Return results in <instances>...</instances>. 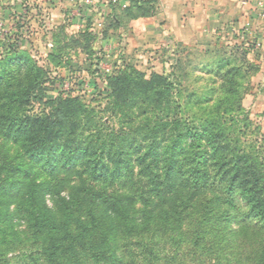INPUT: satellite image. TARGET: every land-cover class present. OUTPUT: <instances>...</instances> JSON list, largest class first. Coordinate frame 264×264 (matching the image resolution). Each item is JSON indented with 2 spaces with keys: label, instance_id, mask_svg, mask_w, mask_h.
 Instances as JSON below:
<instances>
[{
  "label": "trees",
  "instance_id": "1",
  "mask_svg": "<svg viewBox=\"0 0 264 264\" xmlns=\"http://www.w3.org/2000/svg\"><path fill=\"white\" fill-rule=\"evenodd\" d=\"M125 4L122 8L110 1L107 21L114 24L110 30L125 28L124 18L130 23L158 12L155 0ZM219 51L209 57L214 60L210 67H217V75L226 79L218 89L226 92L230 87L236 93L234 99L223 94L218 105L227 107L224 114L235 105L245 113L243 120L236 119L239 125L244 123L236 137L228 135L227 119L218 113L193 120L180 113L169 116L164 105L169 103L171 85L158 75L150 81L136 78L134 72L112 78L105 104L97 112L71 97L45 102L48 88L41 84L28 87L20 105L1 100L0 220L8 184L30 172V159L48 155L50 164L82 171L70 196L58 199L57 212L46 205L44 195L56 193L60 184L39 189L33 173L22 183L29 187L21 209L26 210L32 238L42 241L39 253L46 264H83L85 257L94 264H113L117 258L127 259L124 264H158L153 237H147L160 208L167 209L159 218L173 227L174 246L179 242L175 264H264V135L255 142L243 140L251 131L243 106L245 84L259 67L247 60L250 47ZM226 67L229 70L222 74ZM242 77L247 79L240 84ZM156 83L166 90L152 92ZM35 93L43 106L38 112ZM164 138H170L166 147ZM187 140L190 145L182 150L183 159L174 171L171 161ZM166 154L169 158L161 162ZM121 157L129 158L130 164ZM137 203L144 207L141 220L131 216ZM108 218L124 224L113 244L105 227ZM249 231L260 241L240 240L247 239ZM5 257L0 251V264H7Z\"/></svg>",
  "mask_w": 264,
  "mask_h": 264
},
{
  "label": "rangeland",
  "instance_id": "2",
  "mask_svg": "<svg viewBox=\"0 0 264 264\" xmlns=\"http://www.w3.org/2000/svg\"><path fill=\"white\" fill-rule=\"evenodd\" d=\"M74 4L72 0H0V101L16 100L20 105L28 94L26 89L41 84L43 88H48L45 102L55 101L59 97H71L79 99L83 105L96 107L97 112L99 106L105 104L112 78L134 72L138 74L136 78L150 81L153 75H158L171 85V89H168L169 103L164 105L169 116L179 117L180 113L181 118L193 120L197 116L205 118L218 113L227 119L225 128L229 130L228 135L237 136L239 126L244 124L242 122L239 125L237 120H243L245 113H239L237 105L235 109L228 106V111L223 113L226 106L218 105L219 98L225 94V98L234 99L236 92L230 87L226 92L218 89L226 79L220 74L217 75V67H210L209 64L214 60L209 57L214 56L216 50L222 52L223 49L234 46L245 50L250 47L247 60L256 64L261 71L260 65L255 62L260 57L256 39H243L240 28L233 25L231 28L222 26L219 29L220 34L213 38L196 40L195 43H199L198 48L179 46V39L169 40L162 34L155 33L156 25L151 30H146L143 24L136 28V32L129 33V22L124 18L126 27L119 33L115 29L110 30L114 24L107 21L108 16L98 18V3H88V9L83 6L76 9ZM101 18L103 22L100 21ZM222 67H225L224 63ZM228 70L227 67L223 68L222 74ZM257 73L247 80V93L254 89L252 84L257 86L258 81H253ZM260 73L264 74V70ZM246 79L242 77L238 80L242 84ZM165 90V86L156 83L151 91L162 93ZM32 98L35 100V112H38L43 106L37 102V93ZM196 103H200V106ZM160 108H163L162 105ZM230 108H233L232 111ZM244 109L250 119L251 131L243 140L255 142L264 135V110L259 114H251L245 107ZM1 114L3 111H0V116ZM118 120L119 118L115 119L116 125ZM255 128L259 129L258 134L254 132ZM169 139L164 138L166 142L162 146H168ZM189 145L187 140L183 142L181 150L178 146L176 158L171 161L174 171H177L180 160L183 159L182 150H186ZM145 148L149 152L147 146ZM121 158L125 165L130 164L129 158ZM164 158L161 162L167 161L169 156L166 154ZM30 160L32 169L27 175L34 174L35 185L39 189L50 190L55 183L60 184L56 193L46 191L44 195L46 205L57 212L58 199L70 196L79 184V173L82 169L78 167L73 170L67 164L58 166L56 162L50 164L48 155H37ZM27 175L12 179L4 192L0 251L6 255L7 264H46L39 253L42 241L32 238L26 210L21 209L29 187L27 182L22 185ZM166 210H158L159 214L151 228L153 236L150 234L147 239L153 237L151 247L154 248V257L156 256L158 264H175L174 261L179 257V242L174 246L170 237L173 227L159 218L162 211ZM143 211L144 207L137 203L131 210V216L141 220ZM106 221L105 227L109 229V239L113 244L124 224L117 220L115 222L114 218ZM232 228L237 227L233 224ZM247 236V239L242 237L240 240L244 239L252 244L260 241V236L256 238L251 231ZM136 241L137 239L133 240V244ZM122 260L117 258L113 264H124L127 261ZM171 260L173 263H167ZM83 264L94 263L85 257Z\"/></svg>",
  "mask_w": 264,
  "mask_h": 264
},
{
  "label": "crops",
  "instance_id": "3",
  "mask_svg": "<svg viewBox=\"0 0 264 264\" xmlns=\"http://www.w3.org/2000/svg\"><path fill=\"white\" fill-rule=\"evenodd\" d=\"M72 1L76 9L80 6L90 8L86 0ZM110 1L114 3L113 0H90L91 4L98 3V18L108 16ZM155 1L159 7L156 15L131 20L127 27L129 33L136 32V28L143 24L146 30H151L156 25L155 33L162 34L169 40L179 39V46L198 48L199 43L196 44V40L213 38L220 34L219 29L222 26L231 28L235 25L240 28L243 39H256L260 57L255 62L260 65L261 71L264 70V0ZM117 2L122 8L126 7L125 0ZM100 21L103 22V19ZM122 30L124 28H119L116 32L120 33ZM261 71L253 77V81H258L257 86L252 84L254 89L243 99V106L251 114H259L264 110V74Z\"/></svg>",
  "mask_w": 264,
  "mask_h": 264
},
{
  "label": "built area",
  "instance_id": "4",
  "mask_svg": "<svg viewBox=\"0 0 264 264\" xmlns=\"http://www.w3.org/2000/svg\"><path fill=\"white\" fill-rule=\"evenodd\" d=\"M114 2H117L118 0H113ZM87 3H91L90 0H86Z\"/></svg>",
  "mask_w": 264,
  "mask_h": 264
}]
</instances>
